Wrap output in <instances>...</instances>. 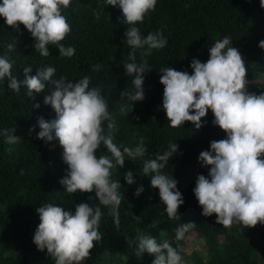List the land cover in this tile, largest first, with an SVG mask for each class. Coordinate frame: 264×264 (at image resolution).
Masks as SVG:
<instances>
[{
	"label": "trees",
	"instance_id": "obj_1",
	"mask_svg": "<svg viewBox=\"0 0 264 264\" xmlns=\"http://www.w3.org/2000/svg\"><path fill=\"white\" fill-rule=\"evenodd\" d=\"M64 15L72 30L61 43L75 46L72 57L60 55L59 48L51 44L48 45L50 56L40 55L30 31L23 24L18 29L7 25L2 16L0 55L14 61L13 74L21 80L23 68L28 65H32L33 75L39 67L48 64L56 67V78L65 75L78 80L89 75L91 86L100 85L110 111L117 115L116 142L134 147L139 136L146 137L148 150L143 159L155 158L170 141L177 140L179 149L164 171L173 173L184 197V203L179 206L180 219H170L158 188H153L149 178L140 174L142 160L126 157L124 166L113 170V178L120 179V191L125 196L119 208L120 223L115 224L107 206L100 205L105 214L99 230L104 236L95 243L85 264H151L153 255L145 252L137 256L135 243L128 242L135 238L137 228L158 240L168 239L181 251L185 264H264V224L228 228L216 222L215 213L201 214L193 188L197 175H207L208 169L201 166L199 153L209 149L210 141L224 138L226 133L212 123L214 115L210 109L202 117L206 123L199 129L191 121L180 127L171 126L161 106L164 86L159 72L171 66L191 73L190 62L194 57L206 61L209 47L217 39L230 35L232 45L246 60L249 90L264 92V48L259 46L264 40V6L260 0H158L155 10L138 22V26L145 34L162 29L168 43L153 50L147 58L152 69L144 73L145 98L133 102L128 116L119 113L121 103L126 100L120 97V92L133 87V76L126 75L123 65L129 46L124 35L128 24L122 20L121 9L104 4L103 0H72ZM13 41H17V47L9 49L7 45ZM98 62L103 67L94 70L92 66ZM21 87L20 92H15L8 87L7 78L0 82V129L15 127L14 134L21 137L16 144L9 145L0 136V264H54L47 250L37 249L33 242L40 222L36 208L52 202L74 210L75 203L100 202L94 192L77 190L70 194L64 190L60 179L67 174V164L62 159V146L58 140L45 142L36 135L40 130L38 117H55L51 105L44 103L50 89L46 87L32 97ZM37 101L39 108L34 107ZM33 125L36 127L30 131ZM105 152L103 146L96 150L97 156ZM127 170L133 171L136 183L127 184L124 179ZM141 184L145 191L137 196L135 189ZM188 221L195 222L196 227L177 241V226ZM188 241L201 242L202 253L192 252L187 256L183 249Z\"/></svg>",
	"mask_w": 264,
	"mask_h": 264
},
{
	"label": "clouds",
	"instance_id": "obj_2",
	"mask_svg": "<svg viewBox=\"0 0 264 264\" xmlns=\"http://www.w3.org/2000/svg\"><path fill=\"white\" fill-rule=\"evenodd\" d=\"M103 2L118 6L122 20L128 24L124 35L129 52L123 65L126 75L133 76V87L120 92V97L126 100L119 107V113L128 116L133 110V102L145 98L144 73L152 69L147 58L153 50L164 48L168 38L162 29L145 34L138 26V22H143L145 16L155 10L158 0ZM71 3L72 0H0V16L15 29L23 24L35 38L34 47L40 55L50 56L48 45L51 44L59 48L60 55L72 57L75 46L61 43L72 30L64 15V9ZM260 3L264 6V0ZM99 15L97 12V18ZM232 40L230 35L217 39L209 47L206 61L194 57L190 62L191 73L171 66L163 67L159 71L164 86L161 106L173 127L191 121L195 129H199L206 123L202 117L209 109L212 111V123L226 135L219 140L213 139L209 149L199 153L198 160L208 172L197 175L193 193L202 208V215L215 213L216 222L228 228L233 225L253 227L264 224V92L258 94L249 90L246 60L232 45ZM259 46L264 48V40ZM7 47L16 48L17 41ZM137 50L140 51L139 60ZM13 63L7 56L0 55V82L7 78L11 90L20 92L23 86L27 89L26 95L34 97L46 87L50 89L44 96V103L51 105L55 117H38L40 130L36 135L45 142L58 140L62 146V159L67 164V174L60 179L64 190L70 194L77 190L94 192L100 202L97 205L84 201L75 203L74 210L52 202L37 207L40 222L33 235L37 249H46L54 258V264H85L95 243L104 236L99 230L105 214L100 205L107 206L115 224L120 223L119 208L125 196L120 191V179L113 178V170L117 166L123 167L126 157L142 160L140 174L149 178L153 188H158L168 217L180 219L183 193L173 173L164 171L179 149L177 140L170 141L155 158L143 159L148 150L146 137L139 136L134 147L116 142L117 115L110 111L100 85L91 86L89 75L78 80L65 75L56 78L57 69L51 64L39 67L33 75L30 74L32 65H28L23 68L21 80L13 74ZM92 67L99 70L103 65L98 62ZM34 107L39 108L40 103L37 101ZM35 127L33 125L30 131ZM14 133L15 127L0 129V136L9 145L21 139ZM101 146L106 152L97 156L96 150ZM124 179L127 184L136 183L132 170L124 173ZM144 191L141 184L134 194L139 196ZM134 216L141 219V216ZM195 227L192 221L180 223L175 239L182 240ZM128 242L135 243L137 256L145 252L153 255L151 264H185L181 251L168 239L158 240L137 228L135 238Z\"/></svg>",
	"mask_w": 264,
	"mask_h": 264
},
{
	"label": "rangeland",
	"instance_id": "obj_3",
	"mask_svg": "<svg viewBox=\"0 0 264 264\" xmlns=\"http://www.w3.org/2000/svg\"><path fill=\"white\" fill-rule=\"evenodd\" d=\"M199 241H196L194 244L193 242L188 241L186 246L184 247L183 251L184 253L188 256L189 254H191L192 252H199L202 253V249L199 248Z\"/></svg>",
	"mask_w": 264,
	"mask_h": 264
}]
</instances>
